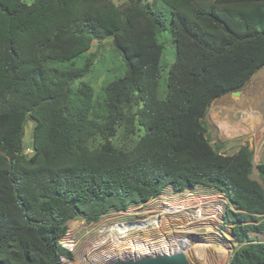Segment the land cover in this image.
Wrapping results in <instances>:
<instances>
[{
  "label": "trees",
  "instance_id": "16d2710c",
  "mask_svg": "<svg viewBox=\"0 0 264 264\" xmlns=\"http://www.w3.org/2000/svg\"><path fill=\"white\" fill-rule=\"evenodd\" d=\"M108 37L124 72L95 95L82 79L96 63L89 48ZM262 67L264 0H0V264H62L77 213L96 221L168 186L222 193L241 244L229 264H264V241L250 234H264V161L257 180L248 144L220 153L205 122ZM122 124L141 132L131 148L111 139Z\"/></svg>",
  "mask_w": 264,
  "mask_h": 264
},
{
  "label": "rangeland",
  "instance_id": "374dc122",
  "mask_svg": "<svg viewBox=\"0 0 264 264\" xmlns=\"http://www.w3.org/2000/svg\"><path fill=\"white\" fill-rule=\"evenodd\" d=\"M111 1L119 4L126 0ZM156 6L164 12L165 21L170 25L169 7L160 1ZM160 39L165 43L164 62L169 65L175 59V46L168 31ZM89 49L97 51L96 63L82 80L92 84L96 95L104 82L123 74V59L113 50L111 37L94 43ZM167 71L168 66L164 68V76ZM237 92L212 102L205 116L207 135L215 149L223 154L231 155L248 144L253 151L252 176L261 180L257 165L264 161V67ZM32 126L33 122L29 121L25 133L27 144ZM140 133L139 130L129 135L122 124L111 139L117 147L131 148ZM102 142L104 139L97 137L91 146ZM228 207L236 209L214 188L198 186L177 192L168 186L144 203L131 204L126 210L112 208L96 221L89 222L80 213L68 222V231L61 238L64 242L73 240L72 248L64 245L71 257L62 256L61 263L109 264L112 259L124 258L134 250L154 248L169 252L181 249L190 264H229L233 251L241 244L232 232L234 223L223 217ZM250 234L252 239L264 241V234L255 231Z\"/></svg>",
  "mask_w": 264,
  "mask_h": 264
},
{
  "label": "water",
  "instance_id": "95a60500",
  "mask_svg": "<svg viewBox=\"0 0 264 264\" xmlns=\"http://www.w3.org/2000/svg\"><path fill=\"white\" fill-rule=\"evenodd\" d=\"M234 93H238L234 91ZM48 100V99H45ZM80 214H76L75 217ZM109 264H190L186 254L182 251H172L170 253H159L144 255L141 257H124L112 259Z\"/></svg>",
  "mask_w": 264,
  "mask_h": 264
},
{
  "label": "bare ground",
  "instance_id": "6f19581e",
  "mask_svg": "<svg viewBox=\"0 0 264 264\" xmlns=\"http://www.w3.org/2000/svg\"><path fill=\"white\" fill-rule=\"evenodd\" d=\"M68 242H73V240L70 238L67 240ZM73 245V244H72ZM71 246V244H70ZM185 246V245H184ZM183 246V247H184ZM180 251H182L181 249H179ZM114 251V250H113ZM155 252H159V253H170L169 250L167 249H141V251H132L129 255H125L126 257L130 256V257H141L144 255H150V254H154ZM115 259H119V258H115Z\"/></svg>",
  "mask_w": 264,
  "mask_h": 264
},
{
  "label": "built area",
  "instance_id": "2783aa9c",
  "mask_svg": "<svg viewBox=\"0 0 264 264\" xmlns=\"http://www.w3.org/2000/svg\"><path fill=\"white\" fill-rule=\"evenodd\" d=\"M26 152H32V148L30 147V146H28V147H26ZM60 242H61V244L64 246H67L68 248H72V244H73V242H68V241H63V239H61L60 240ZM70 244H71V246H70Z\"/></svg>",
  "mask_w": 264,
  "mask_h": 264
}]
</instances>
